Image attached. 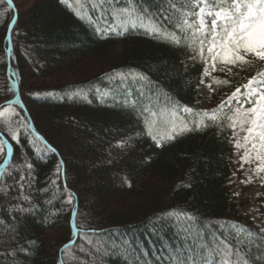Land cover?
<instances>
[{
    "label": "trees",
    "instance_id": "obj_1",
    "mask_svg": "<svg viewBox=\"0 0 264 264\" xmlns=\"http://www.w3.org/2000/svg\"><path fill=\"white\" fill-rule=\"evenodd\" d=\"M172 2L191 10L192 0H135L169 32L178 19L169 7ZM12 3L16 20L10 62L23 125L18 142L5 135L12 146L7 168L20 170L14 178L4 174L6 182L0 184V264H169L174 248H186L194 240L211 244L213 237L234 247L243 242L241 251L249 253L251 264H264V235L239 214L230 196L234 166L228 129L211 125L158 148L145 133L143 119L124 106L125 100H134L143 107L151 98L157 108L179 105L198 112L196 88L204 64L192 59L184 44L175 46L163 35L148 34L140 22L125 35L109 38L60 0H39L24 15L15 0ZM127 4L128 0H113L101 12L108 17L112 7ZM89 10L88 6L97 22ZM164 15L173 18L166 20ZM12 18L13 10L0 0V104L15 96L6 77L5 53ZM147 24L145 19L143 25ZM24 52L34 59L32 65ZM259 69L253 62L244 70L218 74L217 79L230 84L212 85V101ZM130 70L150 83L112 78L117 71ZM68 77L71 81L66 82ZM206 80L211 83L212 78ZM126 136L136 138L132 149L118 159L109 158L108 148ZM43 142L55 151L45 150ZM22 170L31 176L29 188L21 189ZM114 172L120 174L116 187ZM12 205L25 211L18 214ZM171 212L192 219L168 216ZM240 228L244 233L238 234ZM249 231L256 234L250 251ZM65 244L70 245L67 253L61 252Z\"/></svg>",
    "mask_w": 264,
    "mask_h": 264
},
{
    "label": "snow or ice",
    "instance_id": "obj_2",
    "mask_svg": "<svg viewBox=\"0 0 264 264\" xmlns=\"http://www.w3.org/2000/svg\"><path fill=\"white\" fill-rule=\"evenodd\" d=\"M7 2L11 4L12 0ZM61 2L66 3L67 0H61ZM112 2L113 0H89L94 10H103L106 4ZM72 6L69 4V7ZM169 7L174 14H178L174 31L162 30L158 23L153 22V18L148 17L145 10L138 8L135 0H128L127 6L124 7H112L111 15L116 23L110 25L107 31L123 36L128 31L129 25L135 28L137 22H140L148 34L163 35L175 46L184 44L193 53L192 59H199L204 64L201 84L205 83L204 77L218 70V65L221 66L220 71L231 74L233 67L244 70L245 66L251 65L254 61L264 62V0H192V11L188 10L187 5L178 8L174 2L170 3ZM74 10L78 18L91 19L81 0H76ZM163 18L171 20L173 17L164 15ZM145 19H148L147 25H143ZM96 31L100 35L104 34L99 27ZM116 77H119L122 83L129 77L134 81L138 79L148 82L146 76L134 70H130L127 74L117 71L112 74L113 79ZM229 84L228 79L212 78L207 86L210 90H214L212 85ZM104 95L107 96L108 93ZM124 106L132 107L143 119L145 133L158 148L186 133L201 131L211 125L217 126L222 131L226 125L232 129L231 142L235 149L238 152L243 150L240 156L241 167L243 164L255 163L254 173L257 176L264 173V69L257 71L246 83L236 87L212 110L197 112L191 107L179 105L157 108L151 98L143 107H138L134 100L131 102L125 100ZM179 112L189 114L193 119H185L179 115ZM14 115L19 113H16L11 103H7L0 109V118L6 121ZM8 133L11 140L18 142L16 130L9 128ZM37 140L42 141L43 138L37 136ZM43 147L47 151H55L46 142H43ZM11 151L12 146L6 147L5 141L0 140V158H3L5 164L8 162ZM3 167L4 165L0 164V168ZM27 167L30 170L32 165L27 164ZM61 168L62 162L57 165V174L60 173ZM4 174L0 172V178ZM24 179L22 175L20 180ZM250 181L251 177L248 182ZM20 186L23 189L22 183ZM0 191L3 190L0 189ZM24 198L27 199V197ZM72 199L69 193L67 202L71 204ZM167 215L192 219L185 213L171 212ZM185 231L188 230L185 229ZM244 231L240 228L238 234ZM246 235L249 238L250 251L253 246L251 238L256 234L249 231ZM261 235H264V230H261ZM242 247L243 242L234 247L227 240H217L216 237H213L211 244L197 243L194 240L186 248L183 246L174 248L168 257V262L169 264H251L249 253L241 251ZM256 247L259 248V245ZM69 248L70 245L65 244L61 252L67 253ZM255 259L260 260L261 257L257 256Z\"/></svg>",
    "mask_w": 264,
    "mask_h": 264
},
{
    "label": "rangeland",
    "instance_id": "obj_3",
    "mask_svg": "<svg viewBox=\"0 0 264 264\" xmlns=\"http://www.w3.org/2000/svg\"><path fill=\"white\" fill-rule=\"evenodd\" d=\"M39 0H15L19 12L21 15H24L29 8L38 2ZM37 29H34L36 31ZM38 31V30H37ZM24 56L28 59L29 63L34 62V59L29 58L28 54L26 52L23 53ZM67 64V61L64 62ZM254 63L260 64L264 66V62H259V61H254ZM218 67V72L224 73V74H229L227 71H220L219 68L221 67L220 65ZM231 67V66H230ZM236 69L233 67L232 71ZM212 72L211 77L212 78H217L218 72ZM33 73V72H32ZM65 81V80H64ZM71 81L70 78H66V82ZM208 83L205 81V83L201 84L199 83L196 90H197V104L199 109L202 110H212L215 109L221 101L225 100L227 96H229L231 93H228L227 95L221 97L219 100L216 102L212 101V90L209 89L207 86ZM1 95V93H0ZM235 106V105H233ZM16 113H19L18 109L16 106H12ZM3 108V107H2ZM227 111V109H225ZM20 116V114H19ZM21 117V116H20ZM23 125V120L19 119L18 115L12 116L10 120H4L3 118H0V133L3 136L9 135L8 129H14L17 131V135L19 137V134L21 132ZM95 139H98L97 132ZM242 135V134H241ZM10 136V135H9ZM233 139V133L231 129V141ZM136 138L134 136H126L122 138L121 140L113 143L109 148H108V156L111 159H118L124 154L128 153L132 147L135 145ZM233 144V143H232ZM243 154V150H240L239 152L235 149L233 146V152L232 156L230 157V160L233 163L234 169L233 173L230 177V180L228 182V187H229V192L230 196L235 199V203L237 205V210L239 214H241L243 217L246 218L247 221L252 223L253 226L259 227L262 230H264V173H261L259 176H257L254 173V168H255V163H247L243 164V167H241V160L240 156ZM24 169V168H21ZM20 170V169H19ZM17 168H7L5 169V176H13L14 178V173L19 172ZM12 174V175H11ZM24 176L25 179L21 181L23 183V187L27 186V188L30 187V174H27L25 170H22L20 172V177ZM249 177H251V181L248 182ZM5 178V177H4ZM2 180V186L5 184V180ZM112 181L115 184V187L118 185V180L120 179V174L117 172H114L113 175L111 176ZM262 195V196H261ZM15 207V205L11 206V210ZM16 208V212L18 214L22 213L25 211V209L20 208V205H18ZM4 231L2 232V239L6 240L7 239V232L8 228L4 227ZM90 262L88 261L87 264Z\"/></svg>",
    "mask_w": 264,
    "mask_h": 264
},
{
    "label": "water",
    "instance_id": "obj_4",
    "mask_svg": "<svg viewBox=\"0 0 264 264\" xmlns=\"http://www.w3.org/2000/svg\"><path fill=\"white\" fill-rule=\"evenodd\" d=\"M8 40H9V42H10V39H9V35H8ZM9 50H10V46H8V50H7V52H9ZM9 70V69H8ZM16 89V88H15ZM16 91H17V89H16ZM18 95V94H17ZM17 97V96H16Z\"/></svg>",
    "mask_w": 264,
    "mask_h": 264
},
{
    "label": "bare ground",
    "instance_id": "obj_5",
    "mask_svg": "<svg viewBox=\"0 0 264 264\" xmlns=\"http://www.w3.org/2000/svg\"><path fill=\"white\" fill-rule=\"evenodd\" d=\"M262 196V195H261Z\"/></svg>",
    "mask_w": 264,
    "mask_h": 264
}]
</instances>
